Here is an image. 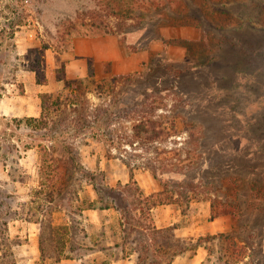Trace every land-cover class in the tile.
I'll list each match as a JSON object with an SVG mask.
<instances>
[{
	"label": "rangeland",
	"instance_id": "rangeland-1",
	"mask_svg": "<svg viewBox=\"0 0 264 264\" xmlns=\"http://www.w3.org/2000/svg\"><path fill=\"white\" fill-rule=\"evenodd\" d=\"M101 35L124 71L91 66L48 117L0 110V264H264V0H0V99ZM149 176L179 218L159 231Z\"/></svg>",
	"mask_w": 264,
	"mask_h": 264
},
{
	"label": "crops",
	"instance_id": "crops-1",
	"mask_svg": "<svg viewBox=\"0 0 264 264\" xmlns=\"http://www.w3.org/2000/svg\"><path fill=\"white\" fill-rule=\"evenodd\" d=\"M28 26L29 25L26 24L24 30H18V35L20 37L19 40L28 41L30 37L34 35V32L32 29H29L30 27ZM25 30L26 33L24 34L23 32ZM59 55L62 56L61 53H59ZM60 56L56 57V62H58ZM70 56L72 57L70 59L71 61L65 60L67 63V74L58 77L55 73L49 72L47 74L48 80L45 83L38 82L37 78L33 81L29 80L30 83L27 82L25 93L21 94L20 97L14 96L13 98L6 97L0 99V110L2 113L11 114L13 116L38 117L43 112V102L41 103L40 100L42 94H51L54 91H57L58 88H63L65 85L67 86L68 81H73L72 79H76L77 77L89 76L91 73V66L93 67V74L98 76L100 74L98 68L101 64H104L105 61H107V63L113 62L114 65L122 71H124V69L130 64L129 61H131L129 60V56L125 54L120 39L116 35H101L88 38L87 40L82 39L74 48V54H71ZM67 57L68 56L64 55L63 59H67ZM89 62H92V64L89 65ZM55 67H57L56 64ZM140 184L146 194L159 191L157 183L150 176L147 177L146 180H140ZM172 206L173 205L170 204H161L153 208L156 224L159 229L169 227L179 221ZM176 231H180V229L178 228Z\"/></svg>",
	"mask_w": 264,
	"mask_h": 264
},
{
	"label": "trees",
	"instance_id": "trees-1",
	"mask_svg": "<svg viewBox=\"0 0 264 264\" xmlns=\"http://www.w3.org/2000/svg\"><path fill=\"white\" fill-rule=\"evenodd\" d=\"M67 85L69 87L73 86L72 81H68ZM75 88V86H73ZM51 97L50 93H44L42 94L43 98V117H48L46 110L49 108L48 103L50 102L49 99ZM35 119V118H34ZM37 119V118H36ZM48 119V118H46ZM49 123V122H47ZM134 129L136 131L137 136L143 137V135H146V138L149 140L156 139L158 137H161L165 134V127L162 126V124L158 121H155L153 119H147L146 117L138 119L137 123L134 124ZM140 196L143 198V206L140 208V212L143 213L144 217L146 219H149L151 222H153V208L157 205L167 203L165 199H160V193L161 192H154L151 194H146L143 189L140 190ZM114 206V205H113ZM117 206V204L115 205ZM110 206L107 205L105 207L101 208H109ZM130 210L127 211L126 214V220L131 222L132 220V215L130 214ZM138 220L136 226H138ZM153 224V223H152ZM134 226V225H133ZM145 228H150V229H155V230H160L155 224L153 226H147ZM140 248V247H139ZM142 249V247H141ZM144 249V248H143ZM139 257H142L140 255Z\"/></svg>",
	"mask_w": 264,
	"mask_h": 264
}]
</instances>
